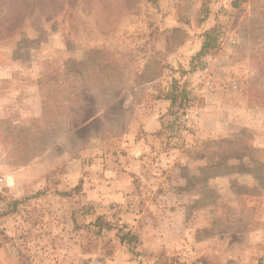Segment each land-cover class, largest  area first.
<instances>
[{
  "label": "rangeland",
  "instance_id": "obj_1",
  "mask_svg": "<svg viewBox=\"0 0 264 264\" xmlns=\"http://www.w3.org/2000/svg\"><path fill=\"white\" fill-rule=\"evenodd\" d=\"M94 261L264 264V0H0V264Z\"/></svg>",
  "mask_w": 264,
  "mask_h": 264
},
{
  "label": "crops",
  "instance_id": "obj_2",
  "mask_svg": "<svg viewBox=\"0 0 264 264\" xmlns=\"http://www.w3.org/2000/svg\"><path fill=\"white\" fill-rule=\"evenodd\" d=\"M165 120H160L158 118H156L155 116L154 117H146L142 123H144L143 125V128L150 134L152 133H155L157 131H159L161 128H162V125L164 123ZM140 144H136L134 146H132L129 150V153H128V157L126 158V161L129 163L130 161V164L128 166H130L129 168V172H132V173H136L137 174V171L140 172L141 169L139 168V162H140V157L138 156L139 155V147ZM125 161V163H126ZM121 171V170H120ZM116 176L119 177V179H124L125 177H127V175H125V173L122 171L120 174H117L116 172ZM118 179V180H119ZM117 179H115V182H113V189H118V186L116 185V183H118Z\"/></svg>",
  "mask_w": 264,
  "mask_h": 264
},
{
  "label": "trees",
  "instance_id": "obj_3",
  "mask_svg": "<svg viewBox=\"0 0 264 264\" xmlns=\"http://www.w3.org/2000/svg\"><path fill=\"white\" fill-rule=\"evenodd\" d=\"M209 39H210V38H209V34H206V41L204 42V45H203V47H202V51H201L200 54L205 53V51H207V50L209 49V47H210ZM167 98H168L170 101H172V105L175 104V100H174V97H173L172 94L168 93V94H167Z\"/></svg>",
  "mask_w": 264,
  "mask_h": 264
},
{
  "label": "built area",
  "instance_id": "obj_4",
  "mask_svg": "<svg viewBox=\"0 0 264 264\" xmlns=\"http://www.w3.org/2000/svg\"><path fill=\"white\" fill-rule=\"evenodd\" d=\"M90 264H104V263L103 262H100V261H94V262H92Z\"/></svg>",
  "mask_w": 264,
  "mask_h": 264
}]
</instances>
